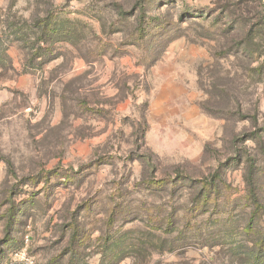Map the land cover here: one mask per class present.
<instances>
[{
  "label": "rangeland",
  "instance_id": "rangeland-1",
  "mask_svg": "<svg viewBox=\"0 0 264 264\" xmlns=\"http://www.w3.org/2000/svg\"><path fill=\"white\" fill-rule=\"evenodd\" d=\"M264 264V0H0V264Z\"/></svg>",
  "mask_w": 264,
  "mask_h": 264
},
{
  "label": "built area",
  "instance_id": "built-area-1",
  "mask_svg": "<svg viewBox=\"0 0 264 264\" xmlns=\"http://www.w3.org/2000/svg\"><path fill=\"white\" fill-rule=\"evenodd\" d=\"M8 264H35V261L26 252H23L16 254Z\"/></svg>",
  "mask_w": 264,
  "mask_h": 264
}]
</instances>
